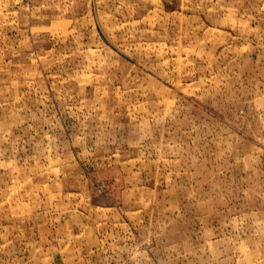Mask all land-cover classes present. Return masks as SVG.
Returning a JSON list of instances; mask_svg holds the SVG:
<instances>
[{
	"label": "rangeland",
	"instance_id": "1",
	"mask_svg": "<svg viewBox=\"0 0 264 264\" xmlns=\"http://www.w3.org/2000/svg\"><path fill=\"white\" fill-rule=\"evenodd\" d=\"M0 264H264V0H0Z\"/></svg>",
	"mask_w": 264,
	"mask_h": 264
}]
</instances>
